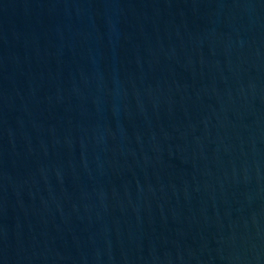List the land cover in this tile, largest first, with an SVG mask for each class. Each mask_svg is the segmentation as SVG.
Listing matches in <instances>:
<instances>
[{
  "label": "water",
  "instance_id": "95a60500",
  "mask_svg": "<svg viewBox=\"0 0 264 264\" xmlns=\"http://www.w3.org/2000/svg\"><path fill=\"white\" fill-rule=\"evenodd\" d=\"M0 264H264V0H0Z\"/></svg>",
  "mask_w": 264,
  "mask_h": 264
}]
</instances>
